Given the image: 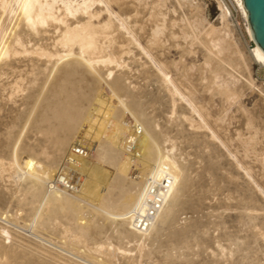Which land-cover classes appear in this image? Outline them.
I'll list each match as a JSON object with an SVG mask.
<instances>
[{
  "label": "bare ground",
  "instance_id": "bare-ground-1",
  "mask_svg": "<svg viewBox=\"0 0 264 264\" xmlns=\"http://www.w3.org/2000/svg\"><path fill=\"white\" fill-rule=\"evenodd\" d=\"M166 1L0 0V264H264V132L209 111L264 103V54Z\"/></svg>",
  "mask_w": 264,
  "mask_h": 264
},
{
  "label": "rangeland",
  "instance_id": "rangeland-1",
  "mask_svg": "<svg viewBox=\"0 0 264 264\" xmlns=\"http://www.w3.org/2000/svg\"><path fill=\"white\" fill-rule=\"evenodd\" d=\"M170 1V2H169ZM182 1H184V5H185V2H186V4L188 3V5L190 6V7H188L189 9H191L192 10V7L193 6H196V5H199L200 6V8H202L204 11H202L201 12V15L203 14V17H205L206 18V20L207 21H209V23H211V24H213L215 27H219V26H221V20H220V11H219V7L217 6V4H218V2L216 1V0H200L202 3H200V1L199 0H194L193 1V3H192V1L191 0H182ZM198 1L199 3H196V2ZM222 1H224V3H225V5H226V7H228V9H229V12H230V14H229V16H228V19H229V23H230V21H231V24H230V26H231V31L234 33H232V35H233V37L236 39V41L243 47V48H245L244 50H245V52L248 54L249 53V51L250 50H252V48H253V43H252V41H251V39H250V37H249V35H248V33H247V30H246V25H245V21H244V18H243V16H242V14L240 13V11H238V9H236V3H235V1L234 0H222ZM167 2V4H166V6H165V8L164 9H171V11H169L168 9L167 10H163V11H165V12H171L172 13V16H174V17H176V16H178L179 15V13H180V17H181V15H183V13L185 14V13H187V14H189L191 11L189 10L188 12H187V10H184L183 11V9L184 8H181V10H182V12H180V10H177V12H174L173 11V6L171 5L172 4V0H167L166 1ZM195 3H196V5H195ZM170 4V5H169ZM183 5V6H184ZM188 5H185L184 7H185V9H186V7L188 6ZM191 5H193V6H191ZM168 6V7H167ZM167 7V8H166ZM178 11H179V13H178ZM177 14V15H176ZM103 16H104V14H103ZM5 20H4V22H3V25H5ZM176 29H178V28H176ZM180 42H183V44H184V40H181ZM242 44H241V43ZM178 46H174V48L173 49H169V52L167 51V54H165L166 55V58L167 59H169V60H176V61H179V60H181V55L178 53V51L179 52H181V49H175V48H177ZM179 48V47H178ZM196 51L194 52V54H191V55H189V56H185L184 57V60L182 61V62H186L185 64H188V62L190 63V65L188 64V66L191 68L190 70V72H191V74H192V79H194V80H196L197 82L199 81V79L197 78V77H199V76H197V75H199V71L198 70H196L197 68H199V67H196L197 66V64L199 63V62H201V60H202V62L198 65V66H200L202 63H203V54H202V52H201V50H199V49H195ZM138 57V59L140 58V56L138 55L137 56ZM178 57H180V58H178ZM186 57H188V58H186ZM137 59V58H136ZM179 59V60H178ZM183 59V58H182ZM141 61V60H140ZM142 61H144V60H142ZM129 62V61H128ZM196 65V66H195ZM195 68H194V67ZM252 67H251V70H252V72H251V74H252V77H253V79L255 80V82H256V84H257V86L260 84V87H263L264 88V65L263 64H258V63H255V62H252V65H251ZM148 66L146 65L144 68H147ZM140 69H143V67H141ZM193 69H195V71L193 70ZM127 71L128 72H130V69H128L127 68ZM197 71V73L195 74V72ZM132 74H135V75H137L136 74V71H132L131 72ZM197 76V77H196ZM196 77V78H195ZM262 83V84H261ZM262 85V86H261ZM246 91V92H245ZM244 92L245 93H243V95H245V96H243L242 95V97L240 98V102H242L241 103V105H239V107L237 106L238 104H234V105H232V106H230V107H226L225 106V104L224 103H222V106L220 105V99H218V97H215V98H213V101H212V103H211V101H209L210 102V104H209V111H210V113L212 114V117L210 118L212 121L213 120H215L214 118H216V114H221L223 111H224V113L221 115V119L217 122L218 123V128H220V127H223V126H226V127H223L225 130L223 131V128H220L219 130H220V132L221 131H223V132H221V133H223L222 135L223 136H227L226 134L228 133L229 134V132L231 133V134H229L232 138H234L235 140H237V134L238 133H241V134H243V137L244 138H246V137H248V134H249V129H248V126H247V122H248V118H249V115H250V117H256L255 119L256 120H254V123H255V121H256V123H258V124H254L255 126L256 125H258V127L259 128H261L262 126H264L263 124V122H264V107L262 108V106H264V103H263V101H262V99H261V94H259L257 91H249V90H245ZM108 92V91H107ZM258 94H257V93ZM206 93H207V95H206ZM205 93V96L207 97V98H209L210 97V94H211V92H206ZM208 94H209V97H208ZM218 100V101H217ZM262 101V102H261ZM224 104V105H223ZM263 104V105H262ZM256 105V106H255ZM218 106L220 107L219 109H218ZM245 106V107H244ZM241 110V112L243 113L242 115H241V112H240V110H238V108ZM258 108V109H256V108ZM222 108L223 109H225L226 108V110H223L222 112H220L219 110L221 109L222 110ZM234 108V109H233ZM237 108V109H236ZM253 110H252V109ZM246 109H249L248 111L246 110ZM256 109V110H255ZM261 109H263L262 111H261ZM262 113H260L259 111ZM234 111H235V113L237 112V115L234 113ZM218 112H220V113H218ZM250 112H252V114H255V115H259V117L258 116H255V115H253L252 116V114H250ZM228 113H229V115H228ZM230 113H233V114H230ZM240 113V114H239ZM228 115V116H227ZM231 115V116H230ZM244 115L247 117H245L246 118V120L244 121V119L245 118H243L244 117ZM261 115H263V116H261ZM218 116V115H217ZM236 116V117H235ZM261 116V117H260ZM226 117H228V119L226 118ZM231 117V118H230ZM232 117H234V118H232ZM258 117V118H257ZM224 118V119H223ZM237 118V119H236ZM239 118H241V120L239 119ZM259 118H262L261 120H263V122L261 121V120H259ZM223 119V120H222ZM243 119V120H242ZM257 119H258V121H257ZM228 120V121H227ZM238 120H240V122L238 121ZM241 121H243V122H241ZM260 122H262V123H260ZM221 123V124H220ZM238 123H240V124H238ZM243 125H242V124ZM224 124H226V125H224ZM238 124V125H237ZM260 124V125H259ZM221 125H223V126H221ZM241 125V126H240ZM244 126V127H243ZM241 127V128H240ZM242 127L243 128H245V130L244 129H242ZM258 127H256V128H258ZM217 128V129H218ZM241 130H240V129ZM258 128V130L259 131H261V132H264L263 130H261L262 128L264 129V127H262L261 129H259ZM236 130V132H234ZM239 130V131H238ZM243 130V131H242ZM247 130V131H246ZM225 131L227 132L225 135H224V133H225ZM241 131V132H240ZM245 132V133H244ZM247 132V133H246ZM260 132V134L262 135V133ZM244 134H246V135H244ZM260 135V136H261ZM230 136H228V137H230ZM262 139V137L259 139V141H258V144H260V145H258L259 146V149H260V151H258L257 153L258 154H261L260 152H264V151H262V150H264V149H262L263 147H264V137H263V140H261ZM261 140V141H260ZM262 141H263V143H262ZM261 145H262V147H261ZM261 147V148H260ZM258 148V147H257ZM251 155H252V157H251ZM251 158H249V157H247V158H245V160H248V161H251L252 160V158H254V160H252L251 161V163H253V166L255 165L254 163H256V165H255V167H254V169L255 170H253L254 171V175L258 178V179H256L257 180V182L261 185H264L263 183H264V177H262V176H264L263 174H264V166L262 165V163L260 162V158H257L256 157V159H255V155L254 154H250L249 155ZM251 159V160H250ZM255 160H257V161H255ZM260 166V167H259ZM261 171H263V172H261ZM255 173H258V174H261V175H257V174H255ZM263 173V174H262ZM263 179V180H261V179ZM259 180H261V181H259ZM263 181V182H262ZM261 185V186H262ZM264 187V186H263Z\"/></svg>",
  "mask_w": 264,
  "mask_h": 264
},
{
  "label": "water",
  "instance_id": "water-1",
  "mask_svg": "<svg viewBox=\"0 0 264 264\" xmlns=\"http://www.w3.org/2000/svg\"><path fill=\"white\" fill-rule=\"evenodd\" d=\"M247 12L250 39L264 54V0H242Z\"/></svg>",
  "mask_w": 264,
  "mask_h": 264
},
{
  "label": "built area",
  "instance_id": "built-area-1",
  "mask_svg": "<svg viewBox=\"0 0 264 264\" xmlns=\"http://www.w3.org/2000/svg\"><path fill=\"white\" fill-rule=\"evenodd\" d=\"M236 9H238V11H240L239 8L237 7V5H236ZM240 13H241V12H240Z\"/></svg>",
  "mask_w": 264,
  "mask_h": 264
}]
</instances>
